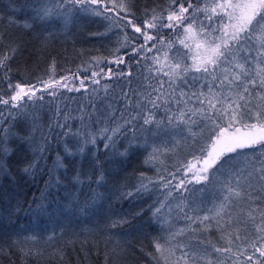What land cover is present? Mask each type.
Masks as SVG:
<instances>
[{"label":"snow or ice","instance_id":"6c2138e0","mask_svg":"<svg viewBox=\"0 0 264 264\" xmlns=\"http://www.w3.org/2000/svg\"><path fill=\"white\" fill-rule=\"evenodd\" d=\"M12 4L8 26L33 34L34 54L48 62L39 75V64L32 69L35 82L14 79L26 45L0 28V176L14 178L7 166L13 142L30 153L20 171L33 177L57 146L35 214L49 213L54 189L65 193L62 209L87 213L106 199L108 161L139 153L143 168L134 182L107 197L151 200L155 235L139 253L153 264H264V0ZM17 12L25 13L22 20ZM89 17L107 21L106 32L96 35L119 37L111 56H93L75 70L61 67L58 75L49 44ZM78 99L76 107L65 103ZM57 170L63 171L51 176ZM144 215L141 207L109 227ZM54 238L17 233L0 243V256L38 259L41 244L51 247ZM126 255L119 245L111 250L117 260ZM105 264L116 260L106 255Z\"/></svg>","mask_w":264,"mask_h":264},{"label":"trees","instance_id":"16d2710c","mask_svg":"<svg viewBox=\"0 0 264 264\" xmlns=\"http://www.w3.org/2000/svg\"><path fill=\"white\" fill-rule=\"evenodd\" d=\"M21 3L23 0H16L17 5ZM13 7L12 0H0V19L4 20V23L0 24V28L7 29L10 35L19 37L26 45L24 57L18 61L20 70L19 72L14 71L13 76L14 79L21 82H35L32 69L39 64L40 67L36 72V75H39L47 66L48 56H41L38 60L34 54V49L38 46L35 36L25 34L23 29L8 26L7 20ZM17 16L22 20L25 13L17 12ZM93 20L96 22H92ZM106 24L107 21L89 17L85 18V21L70 35L61 36L58 32L56 33L57 38L49 44L47 51L57 58L58 75L64 74L59 71L61 67L65 70L68 68L75 70L78 64L93 56H111L119 37L114 31L107 32V35H96V33L106 32ZM25 61H27L26 65ZM25 67L27 71H25ZM107 67H111V65H107ZM80 75L83 76L85 73H80ZM102 83L111 82L102 81ZM88 86L89 90L92 87H98L96 85ZM62 92L67 97L80 98L87 95L83 92L69 93L64 90ZM47 99L52 98L48 97ZM78 102H80L79 99L71 102L65 101V103H69L70 107H76ZM13 146L15 151L7 157V166L14 178L9 181V179L0 176V243L14 238L17 233H35L37 236L43 237L44 240H47L49 235L55 234V238L51 242V247L48 244H41L44 255L38 259L30 257L25 262V259L20 255L0 256V264H12V262L14 264H105L106 255L110 260H116V264H153L149 257L138 252L141 244L147 249L151 237L155 235L154 225L150 223V213L148 212L151 200H148V203L143 200L122 201L118 200L115 195H111L110 199L107 198L111 192L115 191V186L134 182L135 174L143 168L142 155L136 153L128 159L113 157L111 161H108L110 183L109 191L104 193L106 199L96 207L90 208L87 213L81 214L71 205L62 209L61 206L65 205V201L62 199L65 193L62 189H54L55 199L53 196H49V213L36 215L37 203L45 191V183L50 179L47 169L53 168L57 146L53 144L52 151L42 165L45 170L38 172L34 177L24 175L20 171L23 165L31 159L30 153L16 145L15 142H13ZM60 171L63 170L53 171L51 176L58 175ZM148 174L152 173L148 172ZM17 205L20 208H17ZM141 207L145 209V215L142 218L137 217L131 225L118 228L109 227L111 222L120 215L131 214ZM140 225H144L143 231L137 230ZM61 237L63 238L61 239ZM117 245L127 253L123 261L111 256V250ZM58 248L62 249L63 259H60L55 251Z\"/></svg>","mask_w":264,"mask_h":264},{"label":"rangeland","instance_id":"374dc122","mask_svg":"<svg viewBox=\"0 0 264 264\" xmlns=\"http://www.w3.org/2000/svg\"><path fill=\"white\" fill-rule=\"evenodd\" d=\"M121 66H122V65H121ZM121 66H120V68H121ZM111 67L114 68V69L116 68L115 65H111ZM76 82H79V81L77 80V81H75V83H76Z\"/></svg>","mask_w":264,"mask_h":264}]
</instances>
